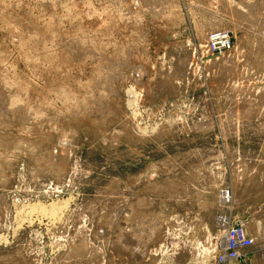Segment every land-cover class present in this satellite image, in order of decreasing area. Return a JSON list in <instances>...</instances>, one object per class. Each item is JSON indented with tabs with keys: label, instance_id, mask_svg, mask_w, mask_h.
Wrapping results in <instances>:
<instances>
[{
	"label": "rangeland",
	"instance_id": "rangeland-1",
	"mask_svg": "<svg viewBox=\"0 0 264 264\" xmlns=\"http://www.w3.org/2000/svg\"><path fill=\"white\" fill-rule=\"evenodd\" d=\"M0 264H264V0H0Z\"/></svg>",
	"mask_w": 264,
	"mask_h": 264
},
{
	"label": "built area",
	"instance_id": "built-area-1",
	"mask_svg": "<svg viewBox=\"0 0 264 264\" xmlns=\"http://www.w3.org/2000/svg\"><path fill=\"white\" fill-rule=\"evenodd\" d=\"M212 38L221 39L226 42L225 38L223 36L221 37V33L219 32L213 34ZM225 194H227V192H225ZM216 222L219 226L221 225L226 230L220 242V245H222L224 250L220 259H226L227 261L236 259L240 257V252L242 250L250 248V246L253 245L252 239H249L245 235L244 231L241 230V227H236L235 229L230 227L227 216L223 214L217 215Z\"/></svg>",
	"mask_w": 264,
	"mask_h": 264
},
{
	"label": "bare ground",
	"instance_id": "bare-ground-1",
	"mask_svg": "<svg viewBox=\"0 0 264 264\" xmlns=\"http://www.w3.org/2000/svg\"><path fill=\"white\" fill-rule=\"evenodd\" d=\"M208 50V49H207ZM135 64V63H134ZM8 91V90H7ZM16 99V98H15ZM21 99V98H20ZM20 99H18V103H19V101H21ZM17 100V99H16ZM11 102V101H10ZM17 102V101H16ZM27 108V107H26ZM21 110V109H20ZM28 118V117H27ZM63 205V204H62ZM28 207V209L30 210V211H32V210H40V212H41V210L44 212H46V210L48 211V212H52V213H54V211L56 210V209H60V208H58L57 207V205L56 206H54V203H49L48 205H46V206H42V205H28L27 206ZM57 211V210H56ZM55 211V212H56ZM58 212H60V210L58 211ZM259 224V223H258ZM128 228V227H127ZM123 233V232H122ZM127 233V232H126ZM125 234V233H124ZM135 234V233H134ZM127 235V234H126ZM137 236V235H136ZM125 237V236H124ZM121 242H123V241H121ZM131 243V242H130ZM123 245V244H122ZM133 247V246H132Z\"/></svg>",
	"mask_w": 264,
	"mask_h": 264
}]
</instances>
